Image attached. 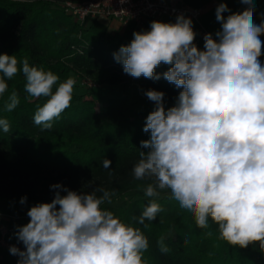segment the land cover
I'll list each match as a JSON object with an SVG mask.
<instances>
[{"label":"clouds","instance_id":"clouds-1","mask_svg":"<svg viewBox=\"0 0 264 264\" xmlns=\"http://www.w3.org/2000/svg\"><path fill=\"white\" fill-rule=\"evenodd\" d=\"M241 3L248 7L227 18V4H219L218 40L206 34L204 50L194 44L192 20L179 15L175 23L153 21L150 31L135 32L114 58L134 78L159 80L155 69L171 65L163 78L183 89L167 110L163 92H146L155 104L143 128L150 139L141 141L148 151H140L132 169L136 180L152 181L143 188L145 196L168 190L198 227L208 228L210 218L219 239L229 245L247 248L258 242L264 250V64L259 59L264 21L257 25L253 20L254 0ZM20 72L30 97L48 98L38 106L34 123L51 129L71 106L75 80L57 84L59 76L52 71L30 66L27 58L21 62L0 54V96L8 89L5 78ZM19 103L13 91L5 110L11 112ZM0 129L10 130L7 119L0 118ZM111 163L104 159L103 167ZM51 188L54 199L32 206L30 221L18 228L17 239L26 248L10 247L20 257L18 264H147L143 254L149 242L143 232L101 207L111 204L114 192L97 188L77 193L61 184ZM25 201L22 197L20 203ZM162 210L153 199L138 222L148 227L145 220L154 221ZM158 244L161 252L169 251L163 237Z\"/></svg>","mask_w":264,"mask_h":264},{"label":"trees","instance_id":"trees-1","mask_svg":"<svg viewBox=\"0 0 264 264\" xmlns=\"http://www.w3.org/2000/svg\"><path fill=\"white\" fill-rule=\"evenodd\" d=\"M67 2L82 0H0V54L15 55L21 62L27 58L30 66L52 71L61 82L72 75L96 85L136 82L145 97L148 90H156L164 93L163 102L176 103L183 89L163 78L171 65L161 63L155 69L159 80L126 74L114 54L133 39L90 31L65 12ZM5 79L8 89L0 96V118L8 120L10 130L0 129L1 202L28 211L54 199V184L77 193L103 188L115 194L111 204L101 207L147 237L149 247L143 254L147 264H264L258 242L247 248L229 245L219 239L218 226L210 218L208 228L198 227L194 216L171 199L168 190L160 191L158 197L145 196L143 188L152 181L136 180L132 169L140 151H148L141 141L150 139V132L143 131L149 113L98 94H73L71 106L53 121L51 129H43L34 123V114L48 98L30 97L22 72ZM13 91L20 103L8 112L5 104ZM104 159L111 160L110 168L103 167ZM22 197H26L23 204ZM153 199L163 210L154 221L145 220V227L138 218ZM161 237L167 253L160 250ZM0 264L18 261L3 252Z\"/></svg>","mask_w":264,"mask_h":264},{"label":"built area","instance_id":"built-area-1","mask_svg":"<svg viewBox=\"0 0 264 264\" xmlns=\"http://www.w3.org/2000/svg\"><path fill=\"white\" fill-rule=\"evenodd\" d=\"M65 12L74 20L85 26L90 19H112L123 25L142 24L147 20H159L170 17L177 19L179 15L190 18L192 24L198 22L202 15V9L190 8L185 0H82L79 4L67 2L63 6ZM209 34L205 29L199 31L200 39ZM218 40V37L214 38ZM85 83L89 87L95 84L87 79ZM10 216L0 210V259L3 252H7L13 259L19 261L18 255L10 253V247L15 246L21 251L26 248L19 240H12L13 229L6 225V219Z\"/></svg>","mask_w":264,"mask_h":264},{"label":"crops","instance_id":"crops-1","mask_svg":"<svg viewBox=\"0 0 264 264\" xmlns=\"http://www.w3.org/2000/svg\"><path fill=\"white\" fill-rule=\"evenodd\" d=\"M185 3L190 8H200L202 9V15L198 22H194L192 24L193 30L196 33V37L194 40V44L200 49L204 50V41L200 39L199 31L201 29L207 30L209 33L212 34L213 38H216V32L221 30V23L216 19V8L221 3H226L228 9L230 11L223 13L224 17L227 18L228 15L243 12L248 5L241 3V0H185ZM101 20L116 21L120 24V27L117 31L112 30L109 31V26H104L101 24ZM253 20L254 22L259 25L262 21H264V0H254V13H253ZM103 21V22H104ZM153 21H160L164 23H175L176 19L165 17L159 20H147L142 24L136 25H123L117 20L112 19H90L86 22L85 27L90 31L95 32L98 31V34L101 35H108V36H117L119 39H127L131 38L134 39L135 32H145L150 31V25ZM261 41H264V35L260 36ZM262 52H264V47H262ZM261 63L264 64V55H261L259 58ZM13 207L7 205L4 202L0 201V210L7 213L10 218H7L5 222L11 229H13V234L11 236L12 240H18L16 233L19 227L26 225L30 221V217L21 210V212H11ZM14 210V209H13Z\"/></svg>","mask_w":264,"mask_h":264},{"label":"rangeland","instance_id":"rangeland-1","mask_svg":"<svg viewBox=\"0 0 264 264\" xmlns=\"http://www.w3.org/2000/svg\"><path fill=\"white\" fill-rule=\"evenodd\" d=\"M16 2L20 1H29V0H13ZM101 20V24L104 26H109V31L112 32V30L117 31L120 27V24L116 21H113L110 23V21H104ZM98 31L95 30L96 34H98ZM72 79L75 80L74 90L73 94L80 95V96H91L92 94H98L103 98L106 99H115L120 101H125L128 104H131L134 106L135 110L137 112H143V113H151L155 109L154 102L150 101L147 97H145L140 88L139 85L136 82L128 83V84H119L115 86L110 85H96L94 87H89L85 81L80 78H77L75 75L71 76ZM61 83V81L57 82V84ZM165 109L175 106L174 103H167L163 102ZM14 209V210H13ZM11 212H21L18 208H13ZM28 211H24L25 214H27ZM8 222V221H6ZM18 231V230H17Z\"/></svg>","mask_w":264,"mask_h":264}]
</instances>
